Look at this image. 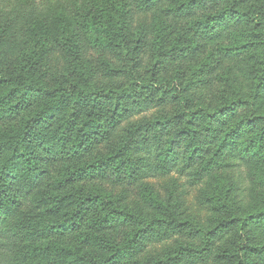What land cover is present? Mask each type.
I'll use <instances>...</instances> for the list:
<instances>
[{"label": "trees", "instance_id": "trees-1", "mask_svg": "<svg viewBox=\"0 0 264 264\" xmlns=\"http://www.w3.org/2000/svg\"><path fill=\"white\" fill-rule=\"evenodd\" d=\"M136 2L140 9H150L155 0ZM219 5L222 8L215 15L204 14L189 25L196 36L209 41L216 40L230 25L239 26L231 31L230 44L220 50L238 59L239 82L222 77L224 87L212 106L200 104L191 93L202 83L208 63L193 68L186 82L178 77L170 84L157 75L169 60L188 59L197 50L186 33L168 46L171 32L167 33V25L159 19L153 24L162 33L154 43V67L150 76L142 79L137 64L140 46L131 44L127 37V0H0V88L4 89L0 119L17 117L26 113L33 100L38 103L21 118L19 126L0 130V264H116L134 257L143 240L166 239L186 228V237H200L201 246L184 243L166 261L155 258L136 264H182L184 259L190 264L264 262V238L260 237L264 236V195L242 209L236 204L237 188L217 183L215 194L206 199L216 204L212 230L206 231L190 220L174 219L163 232L153 234V219L128 211L109 194L99 189L88 194L71 193L78 181L92 175H111L121 182L124 178L143 181L159 170L166 175L181 157L188 166L200 161L198 176L202 179L209 178L224 157L235 158L249 164L252 181L259 179L264 189V0H184L169 11L179 15ZM68 12L80 20V29L89 35L93 47L117 54L121 68L106 62V71L110 76L129 77L128 86H97L92 70L79 60ZM52 28L60 33L73 68L66 78L56 79L49 86L43 76H35L28 62L10 66L9 58H18L17 51L23 45L45 40ZM29 29L32 37L22 42ZM168 103H173V113L152 122L132 123L113 154L66 168L53 191L31 198L46 177L49 159H80L83 149L105 135V123L115 127L128 121L133 109L161 108ZM205 144L213 146L207 157L203 155ZM63 186L68 188L62 190ZM143 192L153 210H168L148 190L143 188ZM68 204H75V208L64 212ZM30 206L32 210L27 212ZM92 208L99 215L89 218L91 231L81 232L78 239L83 245L108 249V254L95 258L53 241L78 229ZM63 212L66 218L61 217ZM116 224L130 228L121 245L101 233ZM230 233L236 234L233 246L215 249L212 236Z\"/></svg>", "mask_w": 264, "mask_h": 264}, {"label": "rangeland", "instance_id": "rangeland-1", "mask_svg": "<svg viewBox=\"0 0 264 264\" xmlns=\"http://www.w3.org/2000/svg\"><path fill=\"white\" fill-rule=\"evenodd\" d=\"M105 1V0H104ZM109 3V0H107ZM184 0H155L154 6L150 9H140L136 0H127L128 6L126 11V23L128 27L127 37L131 44H139L140 48L137 52L138 73L142 79L150 76V72L154 67V43L157 37L162 34L159 30L154 29L153 24L155 19L167 25L168 46L176 41L182 34L191 36L192 42L197 44V50L194 51L188 59L169 60L165 68L157 71V75L163 78L167 83L175 84L178 77L184 82L190 80L192 77V69L199 67L202 64H207L204 74L201 75L202 83L191 90L192 95L200 104L217 103V96L224 87L222 77H229L233 81L239 82L236 77L238 59L227 57L222 53L221 47L228 46L231 39V31L239 28L237 25H230L228 29L221 30L222 34L214 41H209L206 38L196 36L190 29V23L200 19L204 14L217 13L222 5L218 7L207 6L206 9H197L188 13H180L176 15L169 8ZM254 0H251L253 2ZM178 2V3H177ZM114 2L111 1L110 4ZM71 24L72 31L76 34L78 41V57L81 63L88 66L94 75V82L100 88L109 89L112 86L126 87L129 85L130 78L126 76H110L106 71L107 62L114 68H121V59L115 52L106 49L100 50L90 44L89 35L80 29L78 19L72 16L69 12L66 14ZM65 15V16H66ZM55 18V15H53ZM159 27V26H158ZM32 37V31L29 29L26 34L22 36V42L27 41ZM21 40V39H19ZM46 42L44 48L42 44ZM21 42V43H22ZM22 54V55H21ZM18 58L11 57L9 65L20 63V61L28 62L34 70L36 77L43 76L44 82L49 86L53 85L56 79L66 78L65 75L72 71L73 63L70 56L67 54L62 41L60 33L52 28V32L45 40L40 42L34 41L26 46L23 45L17 51ZM16 60V61H15ZM13 63H12V62ZM248 91V90H246ZM4 89L0 88V96L3 95ZM38 103L33 100L31 106L26 113H21L17 117H4L0 119V130L9 129L12 126H19L22 117L27 116L30 111L36 108ZM175 110L173 103H168L165 107L150 106L145 110L133 109L131 117L128 121H123L115 127L106 124L107 130L105 135L100 136L99 142L92 143L89 147L82 150V158L77 160H51L46 163V177L41 181L40 185L32 193L31 198H42L53 191L55 184L60 181L66 171V168H76L82 163L98 157H107L120 146L121 140L132 123H147L155 121L164 114H171ZM241 112V111H240ZM106 122V117L102 118ZM2 135H0L1 139ZM204 156H208L212 145L205 144ZM185 157V155H183ZM5 158V157H4ZM154 163V161L152 160ZM247 163H239L235 158L224 157L221 165L212 172L209 178H200L198 171L200 169V161H196L194 165L188 166L185 159L181 157L174 165L171 166L169 174L163 175V171L159 170L156 173H149L147 178L143 181L135 182L132 179L124 178L123 181L115 180L111 175L101 177L99 175H92L82 181H78L74 185V190L71 193L88 194L94 189H99L112 198L117 199L122 207L130 212L140 213L154 220L153 234L157 230L163 232L170 221H192L198 227L208 231L212 230L216 224L215 212L213 206L216 204H209L206 202L208 196L215 194V185L228 184L237 188L236 195L237 207L242 209L245 205L248 207L251 203L260 199L264 189L259 184V179L252 181L250 173L253 170L248 167ZM68 188L63 186L62 190ZM143 188L148 190L154 197L161 200L168 206V210L155 211L150 204L143 198ZM70 190V189H67ZM68 193V192H67ZM75 208V204H68L65 206V211L68 212ZM31 206L27 212L31 211ZM61 217L66 218L65 214ZM99 215L98 210H90L86 216L81 220L78 229L74 228L71 232L56 236L53 241L60 245L69 246L71 248L79 249L80 251L90 254L95 258H101L108 254L110 250L103 249L98 246L83 245L78 235L84 231H91L89 226V218L92 215ZM151 223V222H150ZM188 229L182 233L170 234L168 238L155 237L145 239L138 246L135 252L137 254L132 258H127L119 261L116 264H136L138 262H146L149 259L159 258L166 261L169 256L174 255L179 246L184 243H192L197 247L201 246V238L186 237ZM130 228L125 225L116 224L110 228L102 230L103 235H107L114 243L121 245L126 239ZM181 234V235H178ZM262 239L264 236H260ZM215 240V249L217 248H231L236 240V234H222L220 236H212ZM184 259L182 264L187 263ZM195 264V263H193ZM260 264H264L261 262Z\"/></svg>", "mask_w": 264, "mask_h": 264}]
</instances>
